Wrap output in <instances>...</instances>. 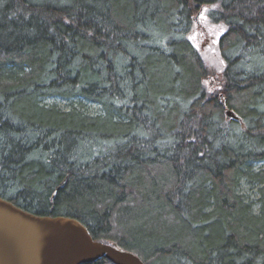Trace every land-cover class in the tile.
Masks as SVG:
<instances>
[{
  "label": "trees",
  "instance_id": "trees-1",
  "mask_svg": "<svg viewBox=\"0 0 264 264\" xmlns=\"http://www.w3.org/2000/svg\"><path fill=\"white\" fill-rule=\"evenodd\" d=\"M206 6L212 91L188 38ZM261 161L264 0H0L1 197L144 264H264Z\"/></svg>",
  "mask_w": 264,
  "mask_h": 264
},
{
  "label": "water",
  "instance_id": "water-1",
  "mask_svg": "<svg viewBox=\"0 0 264 264\" xmlns=\"http://www.w3.org/2000/svg\"><path fill=\"white\" fill-rule=\"evenodd\" d=\"M227 118L239 119L232 110ZM144 264L132 251L96 240L80 220L36 214L0 196V264Z\"/></svg>",
  "mask_w": 264,
  "mask_h": 264
},
{
  "label": "rangeland",
  "instance_id": "rangeland-1",
  "mask_svg": "<svg viewBox=\"0 0 264 264\" xmlns=\"http://www.w3.org/2000/svg\"><path fill=\"white\" fill-rule=\"evenodd\" d=\"M206 8L207 6L202 7V9L194 15L192 30L188 34V38L200 53L207 68L210 69L211 76L205 80V84H207V88L212 91L219 85L221 71L224 66L218 51L217 41L225 28L222 24H213L207 19L205 15ZM221 28H223V31H221ZM42 102L47 105L55 104L61 109L70 108L72 105L77 106L76 100H68L60 96L47 97L43 99ZM83 108L91 113H98L101 110L98 104L87 101H85ZM262 167H264V161L256 162L253 165L254 169H260ZM257 188V185H248L244 181L239 187L240 194L254 201V209L258 208V203H256L258 198Z\"/></svg>",
  "mask_w": 264,
  "mask_h": 264
},
{
  "label": "snow or ice",
  "instance_id": "snow-or-ice-1",
  "mask_svg": "<svg viewBox=\"0 0 264 264\" xmlns=\"http://www.w3.org/2000/svg\"><path fill=\"white\" fill-rule=\"evenodd\" d=\"M221 31H223V28H221ZM201 155H203V153H201Z\"/></svg>",
  "mask_w": 264,
  "mask_h": 264
}]
</instances>
